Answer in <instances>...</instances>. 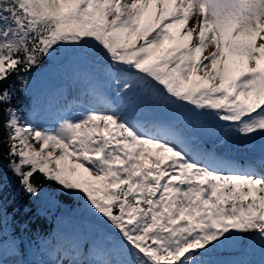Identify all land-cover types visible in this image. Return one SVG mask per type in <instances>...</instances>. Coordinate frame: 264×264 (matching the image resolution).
<instances>
[{
	"label": "snow or ice",
	"instance_id": "6c2138e0",
	"mask_svg": "<svg viewBox=\"0 0 264 264\" xmlns=\"http://www.w3.org/2000/svg\"><path fill=\"white\" fill-rule=\"evenodd\" d=\"M256 137L264 0H0V264H264Z\"/></svg>",
	"mask_w": 264,
	"mask_h": 264
},
{
	"label": "bare ground",
	"instance_id": "6f19581e",
	"mask_svg": "<svg viewBox=\"0 0 264 264\" xmlns=\"http://www.w3.org/2000/svg\"><path fill=\"white\" fill-rule=\"evenodd\" d=\"M233 143H236L238 149L241 151V153H236L233 155L239 156V159L237 162L240 164H243L242 158L247 157V154L253 158L254 161L259 160L262 156H264V137H256L251 142H240L235 139H231ZM255 255L258 256L259 254L256 253ZM256 259V258H253Z\"/></svg>",
	"mask_w": 264,
	"mask_h": 264
},
{
	"label": "trees",
	"instance_id": "16d2710c",
	"mask_svg": "<svg viewBox=\"0 0 264 264\" xmlns=\"http://www.w3.org/2000/svg\"><path fill=\"white\" fill-rule=\"evenodd\" d=\"M9 191H11V187H10ZM65 200H67V198H65ZM69 203H70V201H69ZM57 213H60L61 215L64 214L63 210H56V212L52 213L51 219L37 220L34 224L31 225V228L33 230H35L37 227H39L41 229V231L44 233H47V232L55 229V230H59L56 232L61 233V234H71L73 232V229L70 227V228H68L69 230H67L65 228L66 224L60 222L59 216L57 215ZM59 225H62L61 228Z\"/></svg>",
	"mask_w": 264,
	"mask_h": 264
},
{
	"label": "rangeland",
	"instance_id": "374dc122",
	"mask_svg": "<svg viewBox=\"0 0 264 264\" xmlns=\"http://www.w3.org/2000/svg\"><path fill=\"white\" fill-rule=\"evenodd\" d=\"M210 142H213L216 146H218L221 150L229 153V154H236V153H241V151L238 149L236 143H233L232 140H229L227 143L223 144L222 146L219 145V144H216L214 141H210ZM247 157L246 159H248V161H254L253 158L251 156H249L247 154ZM60 228L62 225H59ZM65 228L67 230H69L68 228H70V226L68 225H65ZM56 231H59V230H56ZM68 235V239L65 240V241H62V242H65V243H71V234H67ZM25 259H28L27 255H25L24 257ZM219 258H222V259H233V258H238L237 254L235 253H232V254H224L222 255L221 257ZM251 258H256L258 260V256L257 255H254L253 257ZM11 259V258H10Z\"/></svg>",
	"mask_w": 264,
	"mask_h": 264
}]
</instances>
